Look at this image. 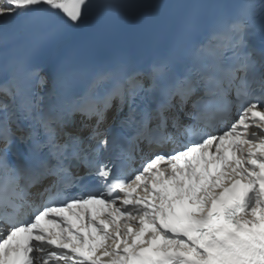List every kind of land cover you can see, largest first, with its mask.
Here are the masks:
<instances>
[{
	"label": "snow or ice",
	"instance_id": "6c2138e0",
	"mask_svg": "<svg viewBox=\"0 0 264 264\" xmlns=\"http://www.w3.org/2000/svg\"><path fill=\"white\" fill-rule=\"evenodd\" d=\"M88 5L0 0V25L21 18L41 29L55 17L57 30L70 31ZM258 8L264 12V0H243L237 16L187 50L196 22L185 19L168 53L147 69L98 73L70 98L39 95L49 80L44 64L13 67L0 80V264H264V49L247 39ZM114 99L118 112L127 105L119 123L130 135L113 138L115 156L101 158ZM140 142L160 150L132 173L121 171L116 160ZM74 160L97 188L71 173ZM32 188L40 203L20 218Z\"/></svg>",
	"mask_w": 264,
	"mask_h": 264
},
{
	"label": "bare ground",
	"instance_id": "6f19581e",
	"mask_svg": "<svg viewBox=\"0 0 264 264\" xmlns=\"http://www.w3.org/2000/svg\"><path fill=\"white\" fill-rule=\"evenodd\" d=\"M21 20V18H12L11 20H9V22L7 24H3L0 25V38L2 37V35L7 32L8 30H11L13 28V26L19 21ZM141 194H143V190H141ZM107 259V258H104Z\"/></svg>",
	"mask_w": 264,
	"mask_h": 264
}]
</instances>
